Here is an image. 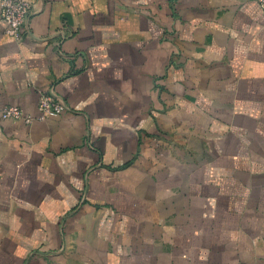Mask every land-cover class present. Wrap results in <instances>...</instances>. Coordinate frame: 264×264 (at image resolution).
Here are the masks:
<instances>
[{
  "label": "crops",
  "instance_id": "crops-1",
  "mask_svg": "<svg viewBox=\"0 0 264 264\" xmlns=\"http://www.w3.org/2000/svg\"><path fill=\"white\" fill-rule=\"evenodd\" d=\"M29 1L19 39L0 14V264H264L261 4Z\"/></svg>",
  "mask_w": 264,
  "mask_h": 264
},
{
  "label": "built area",
  "instance_id": "built-area-1",
  "mask_svg": "<svg viewBox=\"0 0 264 264\" xmlns=\"http://www.w3.org/2000/svg\"><path fill=\"white\" fill-rule=\"evenodd\" d=\"M264 9V0H257ZM31 12L29 0H0V14L6 22V32L9 36L19 39L24 24ZM41 118L59 116L67 110L66 104L57 96L45 93L42 94L39 102ZM2 116L6 119L23 120L31 123L33 117L26 113L20 106H6L2 110Z\"/></svg>",
  "mask_w": 264,
  "mask_h": 264
}]
</instances>
